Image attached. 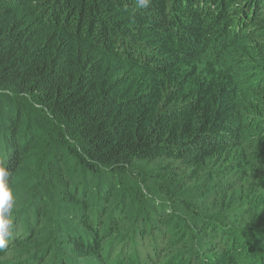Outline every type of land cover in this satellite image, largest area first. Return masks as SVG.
I'll use <instances>...</instances> for the list:
<instances>
[{
	"label": "trees",
	"instance_id": "1",
	"mask_svg": "<svg viewBox=\"0 0 264 264\" xmlns=\"http://www.w3.org/2000/svg\"><path fill=\"white\" fill-rule=\"evenodd\" d=\"M0 157V264H264V0H0Z\"/></svg>",
	"mask_w": 264,
	"mask_h": 264
},
{
	"label": "clouds",
	"instance_id": "2",
	"mask_svg": "<svg viewBox=\"0 0 264 264\" xmlns=\"http://www.w3.org/2000/svg\"><path fill=\"white\" fill-rule=\"evenodd\" d=\"M148 0H141L147 6ZM12 172L5 158L0 157V250L6 249L15 232L13 210L16 204L14 188L10 183Z\"/></svg>",
	"mask_w": 264,
	"mask_h": 264
},
{
	"label": "rangeland",
	"instance_id": "3",
	"mask_svg": "<svg viewBox=\"0 0 264 264\" xmlns=\"http://www.w3.org/2000/svg\"><path fill=\"white\" fill-rule=\"evenodd\" d=\"M31 107H32L31 105H27L28 113L30 112L31 113L30 115H32V117L33 116L35 117L36 123L40 128L46 129L47 127L44 126V121L47 115L38 108H36V110H31Z\"/></svg>",
	"mask_w": 264,
	"mask_h": 264
}]
</instances>
